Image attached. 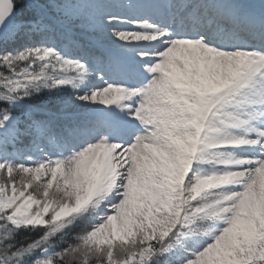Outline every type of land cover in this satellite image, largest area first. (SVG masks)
I'll list each match as a JSON object with an SVG mask.
<instances>
[{
  "label": "snow or ice",
  "instance_id": "snow-or-ice-1",
  "mask_svg": "<svg viewBox=\"0 0 264 264\" xmlns=\"http://www.w3.org/2000/svg\"><path fill=\"white\" fill-rule=\"evenodd\" d=\"M0 264H264V0H0Z\"/></svg>",
  "mask_w": 264,
  "mask_h": 264
}]
</instances>
